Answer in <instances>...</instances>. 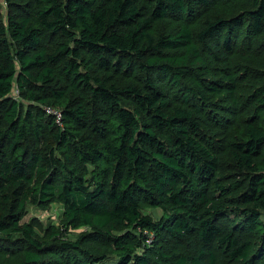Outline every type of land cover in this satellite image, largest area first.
<instances>
[{
  "label": "trees",
  "instance_id": "1",
  "mask_svg": "<svg viewBox=\"0 0 264 264\" xmlns=\"http://www.w3.org/2000/svg\"><path fill=\"white\" fill-rule=\"evenodd\" d=\"M263 215L264 0H0V264H264Z\"/></svg>",
  "mask_w": 264,
  "mask_h": 264
},
{
  "label": "rangeland",
  "instance_id": "2",
  "mask_svg": "<svg viewBox=\"0 0 264 264\" xmlns=\"http://www.w3.org/2000/svg\"><path fill=\"white\" fill-rule=\"evenodd\" d=\"M61 211H62V205L60 203H55V202H53L49 207L45 209H41L36 206L29 205L28 213L23 218V220H29L35 217L39 221L41 226H46L50 222L58 224L60 221ZM144 212L151 214L155 218H159L162 213V209L147 208L145 209ZM263 220H264V215H263Z\"/></svg>",
  "mask_w": 264,
  "mask_h": 264
},
{
  "label": "built area",
  "instance_id": "3",
  "mask_svg": "<svg viewBox=\"0 0 264 264\" xmlns=\"http://www.w3.org/2000/svg\"><path fill=\"white\" fill-rule=\"evenodd\" d=\"M46 111H47L48 113H51V114L55 115L56 118H57V120H59V118H60V112H59L58 110L53 109V108H50V107H47V108H46Z\"/></svg>",
  "mask_w": 264,
  "mask_h": 264
}]
</instances>
